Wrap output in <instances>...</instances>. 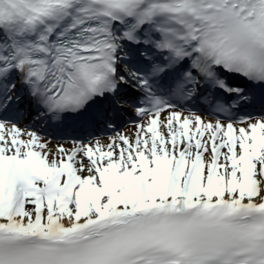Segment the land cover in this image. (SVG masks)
I'll return each instance as SVG.
<instances>
[{
    "label": "snow or ice",
    "instance_id": "1",
    "mask_svg": "<svg viewBox=\"0 0 264 264\" xmlns=\"http://www.w3.org/2000/svg\"><path fill=\"white\" fill-rule=\"evenodd\" d=\"M0 264H264V0H0Z\"/></svg>",
    "mask_w": 264,
    "mask_h": 264
}]
</instances>
